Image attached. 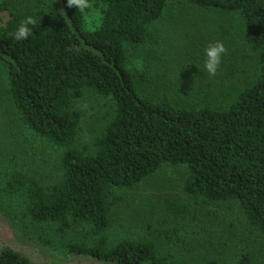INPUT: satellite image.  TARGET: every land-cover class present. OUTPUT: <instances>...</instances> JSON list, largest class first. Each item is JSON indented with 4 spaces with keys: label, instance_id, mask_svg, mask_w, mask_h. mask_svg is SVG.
Instances as JSON below:
<instances>
[{
    "label": "trees",
    "instance_id": "1",
    "mask_svg": "<svg viewBox=\"0 0 264 264\" xmlns=\"http://www.w3.org/2000/svg\"><path fill=\"white\" fill-rule=\"evenodd\" d=\"M62 2L72 26L54 0L29 25L26 39L17 41L13 33L27 16L10 13L0 24V51L10 59L0 56V62L7 68V93L18 118L33 136L62 151L61 179L54 184L44 185L16 156L3 167L2 192L17 201L21 217L30 224H56L62 232L78 231L80 242L65 246L73 255L113 264H179L162 257L150 241L110 244L108 199L163 166H185L183 190L189 198L237 202L248 225L264 236V0H90L100 14L93 30L85 27L79 10ZM171 2L240 14L245 42L259 54L260 76L227 109L180 108L136 90L125 48L150 41L149 26ZM85 92L113 105L91 151L75 146L81 116L73 101ZM166 209L174 223L187 210L180 204ZM0 264L32 263L3 250ZM234 264L254 262L241 253Z\"/></svg>",
    "mask_w": 264,
    "mask_h": 264
},
{
    "label": "rangeland",
    "instance_id": "2",
    "mask_svg": "<svg viewBox=\"0 0 264 264\" xmlns=\"http://www.w3.org/2000/svg\"><path fill=\"white\" fill-rule=\"evenodd\" d=\"M49 6V0H0V24L10 13L39 19ZM86 11L99 14L93 5ZM149 30L150 41L135 49L127 46L125 52L136 90L153 102L166 99L180 108L225 110L260 76L259 54L245 42L238 13L171 2ZM215 41L222 42L226 51L217 74L210 77L203 67V51ZM7 88V68L0 62V204L23 235L43 241L61 255H73L65 246L80 242L78 231L28 223L17 201L2 192L1 171L14 156L44 185L57 183L62 174V151L47 146L22 125ZM73 109L81 116L75 146L91 151L112 114V102L85 92L73 101ZM187 175L185 166L167 165L132 189L114 190L108 199L110 244L123 239L150 241L162 257L179 264H234L241 253L250 254L254 264H264V236L248 225L238 203L195 202L183 190ZM167 204L186 206L177 223L174 215H168Z\"/></svg>",
    "mask_w": 264,
    "mask_h": 264
},
{
    "label": "water",
    "instance_id": "3",
    "mask_svg": "<svg viewBox=\"0 0 264 264\" xmlns=\"http://www.w3.org/2000/svg\"><path fill=\"white\" fill-rule=\"evenodd\" d=\"M54 1L62 8L66 21L72 26L62 0ZM0 56L9 59L1 51ZM3 250H10L32 264H113L94 259L85 254L61 255L48 246L23 235L10 217L0 208V253Z\"/></svg>",
    "mask_w": 264,
    "mask_h": 264
},
{
    "label": "clouds",
    "instance_id": "4",
    "mask_svg": "<svg viewBox=\"0 0 264 264\" xmlns=\"http://www.w3.org/2000/svg\"><path fill=\"white\" fill-rule=\"evenodd\" d=\"M66 4L68 7L77 9L83 14L85 26L88 27L89 30H92L93 22L95 27L99 26L100 15L98 13L89 15L86 11L92 8L90 0H66ZM35 22L36 21L31 17L21 22L13 33L14 38L17 41L26 39L31 32L29 25H33ZM225 51L226 49L220 41L211 42L204 49L203 67L210 77H214L217 74Z\"/></svg>",
    "mask_w": 264,
    "mask_h": 264
}]
</instances>
